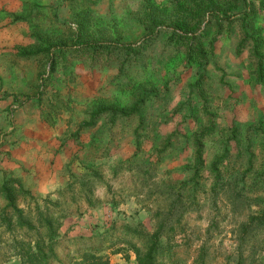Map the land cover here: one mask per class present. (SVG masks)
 I'll return each mask as SVG.
<instances>
[{
    "label": "rangeland",
    "instance_id": "374dc122",
    "mask_svg": "<svg viewBox=\"0 0 264 264\" xmlns=\"http://www.w3.org/2000/svg\"><path fill=\"white\" fill-rule=\"evenodd\" d=\"M115 38L133 49L79 47ZM28 156L32 169L17 163ZM6 182L39 201L62 191L65 214L80 208L63 238L103 232L110 264H137L124 228L161 225L181 244L173 264H198L201 248L205 264H264V0H0V264H13L35 232ZM59 252L80 264L71 245Z\"/></svg>",
    "mask_w": 264,
    "mask_h": 264
},
{
    "label": "trees",
    "instance_id": "16d2710c",
    "mask_svg": "<svg viewBox=\"0 0 264 264\" xmlns=\"http://www.w3.org/2000/svg\"><path fill=\"white\" fill-rule=\"evenodd\" d=\"M243 1L246 2L247 0ZM211 15L220 23L230 21L231 17L228 13L221 15L213 10L211 11ZM247 17L246 13L243 14L242 32L244 33L246 39H252V36L248 33L246 27ZM79 47L87 48L92 53L94 58L97 57L98 54H104L105 56L111 58L112 56H109L105 50L110 52L112 49H121L128 53L133 49L130 44L121 42L119 38L111 39L105 44L86 42ZM51 52L52 48H49L41 52L38 50L25 52L24 55L45 57L51 55ZM137 105L138 103L136 102L133 106H131L129 111H125L117 106H100L96 109L95 114L92 116L95 117L101 113L128 116L130 115L129 113L136 110ZM199 155L200 154L198 153V162L200 161ZM2 190L8 199V206L12 208V214L15 216V219L20 222V225L26 226L28 229H33L35 232V239L32 244H29L28 242H14L12 255H16L18 258L13 264H65L63 258L64 256L60 255L59 252L65 244L71 245V248L75 250L73 253L74 255H79L80 264H110L107 255L101 253L106 249L102 245L103 232L93 234L88 237L79 236L72 239L63 238V234L60 232L62 218L73 214L79 215L80 208L79 206H75L77 212L65 214L61 209L64 203L62 202V191L58 192L59 200L52 201L47 198L39 201L30 195L26 188L16 184V182H6L2 187ZM18 190H20V193L27 195V197L29 196L31 199V202L33 203V210L35 211L34 218L38 222L37 226H34L31 223L30 216L24 215L22 208L15 205V195ZM71 201L73 202V198ZM4 215L5 214H1V216L6 219ZM162 228L163 226L161 225V227L153 234L138 227L124 228L123 234L126 236L124 241H126V243L134 249L137 264H173L174 250L181 247V244L170 242L167 238L163 241ZM170 231L173 232V235L178 234V232L183 234L184 232L182 225L179 228L172 226ZM196 262H198V264H205L203 248L200 249Z\"/></svg>",
    "mask_w": 264,
    "mask_h": 264
},
{
    "label": "crops",
    "instance_id": "0c3cea01",
    "mask_svg": "<svg viewBox=\"0 0 264 264\" xmlns=\"http://www.w3.org/2000/svg\"><path fill=\"white\" fill-rule=\"evenodd\" d=\"M29 156H28V159L27 158H25L23 161L22 160H17V163H20V164H23V165H25L28 169L30 168V169H32V168H34V166H37V163L35 162V160H32L31 159V161H29ZM16 165V164H15ZM20 170V169H19ZM19 172V171H18ZM28 183H30V182H28Z\"/></svg>",
    "mask_w": 264,
    "mask_h": 264
}]
</instances>
